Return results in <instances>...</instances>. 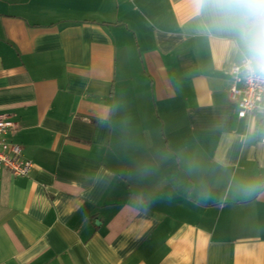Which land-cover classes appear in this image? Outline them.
I'll list each match as a JSON object with an SVG mask.
<instances>
[{
  "label": "crops",
  "instance_id": "0c3cea01",
  "mask_svg": "<svg viewBox=\"0 0 264 264\" xmlns=\"http://www.w3.org/2000/svg\"><path fill=\"white\" fill-rule=\"evenodd\" d=\"M256 17L0 0V112L34 164L0 171V264H264V117L230 94Z\"/></svg>",
  "mask_w": 264,
  "mask_h": 264
},
{
  "label": "built area",
  "instance_id": "2783aa9c",
  "mask_svg": "<svg viewBox=\"0 0 264 264\" xmlns=\"http://www.w3.org/2000/svg\"><path fill=\"white\" fill-rule=\"evenodd\" d=\"M233 82L231 98L238 106L239 118L260 114L264 117V63L255 66L250 59L231 69ZM17 122L0 112V171L9 170L16 177L29 175L34 164L23 156L21 145L10 137L18 128Z\"/></svg>",
  "mask_w": 264,
  "mask_h": 264
},
{
  "label": "clouds",
  "instance_id": "9594fccd",
  "mask_svg": "<svg viewBox=\"0 0 264 264\" xmlns=\"http://www.w3.org/2000/svg\"><path fill=\"white\" fill-rule=\"evenodd\" d=\"M216 11L221 15H236L241 10L258 19L250 34L249 55L257 66L264 63V10L254 8L251 0H212Z\"/></svg>",
  "mask_w": 264,
  "mask_h": 264
},
{
  "label": "trees",
  "instance_id": "16d2710c",
  "mask_svg": "<svg viewBox=\"0 0 264 264\" xmlns=\"http://www.w3.org/2000/svg\"><path fill=\"white\" fill-rule=\"evenodd\" d=\"M255 19H257V17H256V18H253V19H251V21H254Z\"/></svg>",
  "mask_w": 264,
  "mask_h": 264
}]
</instances>
